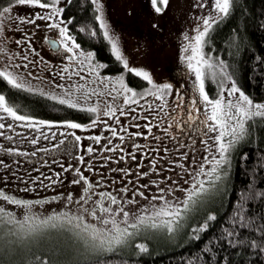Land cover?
Returning a JSON list of instances; mask_svg holds the SVG:
<instances>
[{"label": "rangeland", "instance_id": "374dc122", "mask_svg": "<svg viewBox=\"0 0 264 264\" xmlns=\"http://www.w3.org/2000/svg\"><path fill=\"white\" fill-rule=\"evenodd\" d=\"M101 2L104 6L105 18L112 31L120 38L122 51L126 54L130 66L147 70L156 83L173 85V90L165 97L168 102L165 111L169 116L186 120L187 108L192 107L193 101H198L195 105L196 130L182 124L180 127L184 128V131L181 133L175 126V122L165 117L164 113L156 108L161 101L151 95L143 99L137 98L138 103L125 105V93L112 91L109 95L113 87L119 90V84L116 83L118 77L103 78L97 71L90 73L88 62L84 65L80 63L83 57L77 54L70 61L69 56L72 54L64 52L62 47L59 50L51 49L46 39H58L59 34L58 29H49L47 25L62 19L61 15L53 17V21L37 20L35 25H17V17H34L36 14H47L49 10L29 6L13 7L12 13L0 20V28L3 29L0 33V50H2L0 51V71L7 68L14 74L23 76L33 89H42L45 93L62 96L64 91L68 90L74 97H80V107L97 108V112H94L95 125L91 123L82 128L71 129L62 124L40 127V131L35 127V130H30L38 132L33 133L35 138H38L35 145L31 142L24 145L28 141L26 137L28 133L25 131L28 132L30 128L23 126L22 122L12 121L10 118L0 121L5 125H11V129L5 128L2 130L3 135H0V190L25 201H44L32 207L30 211L33 214L55 212L61 210V206L72 204L73 202L66 203L69 193L74 197L75 202L78 195L83 193L82 181L79 184L72 183L73 180L79 179L74 174L75 169H79L93 185L90 192L94 196L89 201L91 202L89 207H94L92 202L99 200L97 198L101 193L100 189L116 196L123 204L128 200L127 195L131 191L132 194L137 192L134 187L132 188L135 178L139 181L140 177L145 176L149 177L148 181H153L154 175L159 170L165 175L164 178L170 181L168 190L175 189L173 191L176 192L173 193L175 197L170 201L178 203V200H183L186 195L181 189H190L194 177L200 180L206 178L196 176L200 165L204 163V158L208 157L209 160V163L205 164V170L212 168V156L219 159L214 141L218 133L208 132L202 122L204 113L210 112V108L199 102V92L193 87L195 74L182 60V56L190 54V52L187 54L183 52V48L189 43L185 36L196 35L195 29L202 25L201 18H211L215 14L214 0H169L168 7L159 15L152 9L150 0H101ZM63 4L64 2L58 0V7L62 8ZM201 4L203 6H200ZM66 23L65 21V25L62 26H66ZM28 37L30 39H27ZM17 40L26 42L18 45ZM25 55L28 57L27 60L23 59ZM91 65H93L92 61ZM65 67L68 68L67 72L62 71ZM58 85L61 87H57ZM215 88V93H212L210 98H219L221 95V89L216 82ZM224 88L223 95L229 98L227 95V90L230 88L229 81H224ZM93 91L97 94H91ZM84 93L89 94L87 99H84ZM177 93L183 97L179 108H177ZM236 95L238 96V93ZM113 96L116 97L115 100ZM230 99L235 102L236 96ZM109 105L115 110V116L111 118L104 115ZM149 106L155 111L147 110ZM120 109H123L126 115H121ZM172 109L176 111L173 112ZM145 116L148 119H143ZM169 123L174 126L169 128ZM149 124L152 125L151 134L144 127ZM121 126L127 131H123ZM166 128L168 134H165ZM110 129H115L117 136H123L124 140L121 141L120 138L113 136ZM137 132L142 135L133 137L132 134ZM53 133H55L54 136ZM9 135L13 137L12 140L6 139ZM145 136L147 139L144 138ZM173 136L176 138L173 139ZM75 137H80V140L77 141ZM92 137H100L99 142ZM154 137H160V139ZM24 138H27L26 142H20ZM48 139L57 141L53 144L48 143L49 147L43 146L47 144ZM61 140L64 141L63 144H60ZM145 143L148 145L146 146ZM56 144L58 145L55 147ZM133 144H138L140 147H132L134 153L132 152L130 157L119 158V151L128 154L132 150L126 147ZM184 144L187 147H180ZM9 148L28 155H10L6 151ZM88 148L93 149L91 154L87 151ZM145 148L151 149L144 151ZM165 148L168 149L167 152L164 151ZM182 154L186 156L182 157ZM79 157H83V163L78 159ZM129 160L134 161L136 166L129 169L131 165L128 164V167L121 165ZM114 163L117 169L124 171H104ZM178 165H184V167L181 168ZM101 170L103 172H100ZM141 173H147V175L141 176ZM163 183L164 181L160 178L156 184L153 181L152 185L145 187L144 195L139 196L141 199L138 205H140L139 210L147 208L149 211L141 212V215H151L153 208L158 210L162 207L160 200H155L157 203H153L150 194L153 191L151 189L160 191ZM187 186H189L188 189H186ZM125 187L128 189L127 193L122 191ZM166 194L168 196V193ZM165 199L169 200V197ZM72 205L75 214L82 213L81 205L77 203ZM0 207L14 213L17 218L25 215L23 207L7 204L2 200H0ZM83 207L87 208L85 205ZM112 207L117 208L118 205H112ZM84 217L87 223L97 224V221L86 213ZM97 226L100 225L97 224Z\"/></svg>", "mask_w": 264, "mask_h": 264}, {"label": "trees", "instance_id": "16d2710c", "mask_svg": "<svg viewBox=\"0 0 264 264\" xmlns=\"http://www.w3.org/2000/svg\"><path fill=\"white\" fill-rule=\"evenodd\" d=\"M60 1L64 2L63 12L60 14L62 19L66 22L71 21L66 23L69 35L80 45L81 51L93 54L94 66L105 65L97 69L100 76L123 77L124 84L138 93L150 88L147 81L127 72L112 55L110 45L103 39L99 25L94 19L97 14L91 0ZM10 2L11 0H0V9L8 6ZM85 26L89 31H97L99 34L92 37L89 31H81ZM203 53L211 58L212 63L223 62L227 65L228 73L236 86L254 103H264V0H233L230 14L218 18L205 37ZM205 71V91L212 97L217 81L208 75L207 70ZM0 94L4 95L9 103L21 109V114L51 125L73 122L85 126L96 119L95 113L82 110L87 109L86 107L69 108L38 93L13 89L2 78H0ZM246 128L247 134L244 138L225 154L227 160L219 171L220 179L184 215L181 226L174 234L169 235L166 231L151 229L142 231L129 241L127 247L119 249L114 254L101 256V264L105 262L107 264H264V250L260 247H252L254 241L257 244H264V231H262L264 195H260L264 193V118L257 117L248 121ZM33 129L35 130V126L28 132L25 131L29 136L26 135L28 141L24 145H28L36 137L33 133L38 132H31L30 130ZM27 138L20 142H26ZM225 139L223 142L227 143L231 138ZM47 141L43 146L49 147L48 143L53 144L57 140ZM133 145L126 148L132 150ZM149 149L151 148L144 151ZM133 150L128 154L119 151V158L130 157V153H134ZM128 164L131 165L129 169L136 166V163L130 160L121 165L128 167ZM116 167L114 163L104 171H114ZM164 177L165 175L159 170L152 180L156 184L161 178V181H164L162 187L164 197H169V200L174 199L173 193L176 192L172 191L171 195L166 196L170 191L167 187L170 181ZM148 180L149 177L145 176L140 177L139 181L135 178L132 188L144 193L145 187L142 186L145 183L146 186H150L153 182ZM204 180H207V177ZM151 190H153L151 196L162 195L158 190ZM99 192L109 193L101 189ZM134 193L136 192L132 194L131 191L127 197L135 199L137 203L125 204V210L141 215L138 205L141 197L134 196ZM81 195H78L75 201ZM89 195L94 196L91 192ZM105 203L109 202L105 201ZM72 204H75L74 200ZM72 204L61 206L62 209L55 212L35 215L43 219L53 213L75 214ZM90 205L91 202L85 205L89 211L93 208L89 207ZM209 216H214L215 219L209 220ZM201 228L204 230L200 231ZM229 232L233 235L228 236ZM51 242H60L62 246H67L71 242V234L50 230L44 245L38 247V254L55 262L59 252L52 250ZM138 244L145 245L147 251L140 252L136 247ZM7 247V244L0 247V264H21L23 256L5 251Z\"/></svg>", "mask_w": 264, "mask_h": 264}, {"label": "snow or ice", "instance_id": "6c2138e0", "mask_svg": "<svg viewBox=\"0 0 264 264\" xmlns=\"http://www.w3.org/2000/svg\"><path fill=\"white\" fill-rule=\"evenodd\" d=\"M94 5V11L97 13L94 19L99 25V32L102 33L103 39L107 41L110 45V50L115 59L123 65V68L127 72L133 73L137 77H141L143 80L147 81L150 88L145 92H135L124 84L123 77L118 78L116 81L119 84V90L113 87L112 91H120L125 93L124 104L131 105L133 103H138L137 97L143 99L145 96L151 95L155 99L160 100L161 103L156 106L159 108L160 112L164 113V116L175 122L177 129L183 133L184 128L180 126L183 124L186 127H192L195 131V124L197 123V117L195 115L196 108L195 105L198 101L192 102V107L187 108L186 120L177 119L176 116H169L165 111L168 107V102L165 97L173 90V85L170 83H156L153 77L145 69H138L130 66L129 60L126 54L122 51L120 38L112 31L109 23L107 22L104 15V6L101 0H91ZM151 7L156 14H162L169 5V0H150ZM58 0H11L8 6L0 9V20L9 16L12 13L13 7L15 6H29L38 7L40 9L49 10L47 14H36L34 17H17V25L19 24H36L37 20L43 21H53V17H59L63 12V9L57 6ZM233 0H214V15L211 18H201L202 25L195 29L196 35L185 36V39L189 43L183 48L184 53H189L188 55L182 56V60L187 63L188 69L195 74V82L193 87L199 92V102H202L208 108L210 112H205L203 117L204 127L208 132H217L218 135L214 137L215 144L217 145V152L219 153V159L212 156V168L210 170H205V164L209 163L208 157L204 158V163L200 165L199 171L196 176H205L207 180H200L194 177V182L188 190L185 191L186 195L183 200H178V203H173L170 200L165 199L163 193L164 189H160L162 195H153L151 200H160L162 202V207L158 210L153 208L151 215H140L136 212H130L125 210V204H135L137 201L135 199H128L121 204L116 196L111 193L101 192L99 193V200L93 201L95 205L90 211L84 208L83 205L88 204L92 199L89 192L91 191L93 185L89 183L88 179L80 172L79 169L74 170V174L79 177L78 180H73L72 183L79 184L83 182V194L80 196L75 203L81 205V214H72L70 212H60L53 213L45 218H40L39 216L31 213L32 207L36 204H42L44 201H25L17 199L13 196L7 195L4 191L0 190V200L6 202L7 204L15 205L17 207H23L25 209V215L22 219H18L14 213L6 211L4 207H0V247L3 244H7L8 247L5 251L13 252L16 255L23 256L21 264H101L100 257L106 254H114L119 249H123L128 246L129 241L145 230H158L166 231L169 235L174 234L178 228L181 226V222L184 215L190 210V208L196 204L199 199L209 191L210 187H214L216 181L220 179L219 171L224 163H226V153L235 146L240 140L244 138L247 134L246 124L248 121H252L257 117L264 118V103H254V101L245 95L244 92L236 86V83L232 80V76L228 73L227 65L221 62L219 65L212 63L210 57H205L203 53V44L205 43V37L209 34L213 24L216 22L217 18H224L230 14ZM200 6H203L202 4ZM67 23H71L69 20ZM65 25V21L58 19L52 23H49L47 27L49 29H58L59 38L58 39H46L54 49L59 50L63 48L64 52L70 53L69 60H73L78 54L79 57H83L80 61L81 65L88 62L90 73H95L97 69L105 67V65H91L93 59V54L91 52H83L80 50V45L74 40L72 36L68 33V28ZM155 26V25H154ZM37 27H39L37 25ZM3 29L0 28V33ZM81 31H89L88 27L82 28ZM92 37L97 36L99 33L97 31H89ZM27 39H30L28 37ZM26 41L17 40L16 43L19 45ZM30 47V45H29ZM75 50V52H74ZM2 51V50H0ZM34 54H36L34 52ZM23 59L27 60L28 57L25 55ZM11 67V65H9ZM19 67V65H16ZM27 67V65H24ZM83 70V69H81ZM208 75L215 81H217L219 88L221 89V95L219 98H210V96L205 91V75L206 71ZM62 71L67 72L68 68L65 67ZM31 75V74H29ZM0 78L13 89L22 90L25 92H35L41 96H45L47 99L55 101L61 105H67L69 108H78L80 97H74L68 90L64 91L62 96L55 95L52 93H45L42 89H33L31 85L26 81L23 76H18L13 72L9 71L7 68L0 71ZM63 78V77H61ZM224 81L230 82V88L227 90V95L229 98H225L223 92ZM61 87V86H57ZM238 93V96L236 95ZM91 94H97L95 91ZM88 93H84V99H87ZM236 96L235 102L230 99ZM113 100L116 99L115 96L112 97ZM177 108L181 106V101L183 97L180 93L176 94ZM86 110L88 112H97V108L89 107ZM135 111V109H130ZM149 111H155L154 108L149 106L147 109ZM21 109L17 106L9 103L6 97L0 94V121L10 118L12 121L22 122L23 126L32 128L36 127L39 130L40 127H52L53 125L40 120H34L31 116L21 114ZM173 112L176 109H172ZM121 115H126L123 109H120ZM104 115L109 116V118L115 116V110L109 105L108 110L104 112ZM136 119V117H133ZM143 119H148L147 116ZM212 123L209 124L208 122ZM92 124L95 125L96 121L93 120ZM67 128L78 129L82 126L78 123L68 122L64 125ZM140 127V125H135ZM159 127L160 125H156ZM174 125L169 123L168 127L171 128ZM122 130L127 131L123 126ZM149 134L152 132V125H145ZM5 128L11 129V125H5L0 122V135H3ZM113 136H117V131L115 129H110ZM165 134H168V129H164ZM44 135V134H42ZM55 133H53V136ZM133 137L142 135V133L137 132L132 134ZM230 137L227 143H224V138ZM45 138L47 136L45 135ZM121 141L124 140L123 136L119 137ZM147 139V136L144 137ZM155 139H160V137H154ZM176 137L173 136V139ZM6 139L12 140L11 135L7 136ZM38 138H33L31 143L35 145ZM77 141L80 137H75ZM93 140L99 142L100 137H92ZM204 142V141H201ZM64 141L61 140L60 144ZM134 148H139L140 145L134 144ZM180 147H187L186 144L180 145ZM167 148L164 149L167 152ZM10 155H28L27 153H22L15 151L11 148L7 149ZM47 151V149H44ZM90 154L93 149L88 148L87 150ZM35 155V153H32ZM130 155H132L130 153ZM186 154H182V157ZM133 158L135 156L133 155ZM83 163V157H79ZM178 167L183 168L184 165H178ZM67 171V169H65ZM90 170V169H88ZM154 170V169H153ZM114 171H124L121 169H115ZM127 175V172H125ZM142 175H147V173H141ZM99 184V182H97ZM206 185H208L206 187ZM142 187H147L143 185ZM27 190V189H25ZM127 193L128 189L125 187L122 189ZM170 190L168 195L172 194ZM135 195L143 196L144 193L136 192ZM264 195V193H260ZM67 200L69 203L73 202V197L71 193L68 194ZM105 201L109 203L106 205ZM112 205H118L117 208H113ZM149 210L147 208H141L140 212L147 213ZM84 213L90 216L93 220L97 221V224H89L85 221ZM120 217V219H117ZM209 220L215 219L214 216H209ZM50 230H57V232H67L71 234V242L67 246H62L60 242H51L52 250L55 252L58 250L59 255L56 257L55 262L51 259L43 258L38 254V247L44 245L45 240L50 235ZM204 229L201 228L200 231ZM264 231V229H262ZM233 235L229 232L228 236ZM136 247L140 252H146L147 248L143 244H138ZM252 247H260L264 250V244H257L255 241L252 243ZM107 264V262H105Z\"/></svg>", "mask_w": 264, "mask_h": 264}, {"label": "water", "instance_id": "95a60500", "mask_svg": "<svg viewBox=\"0 0 264 264\" xmlns=\"http://www.w3.org/2000/svg\"><path fill=\"white\" fill-rule=\"evenodd\" d=\"M48 45H49V47L51 48V49H53V50H55L49 43H48Z\"/></svg>", "mask_w": 264, "mask_h": 264}]
</instances>
